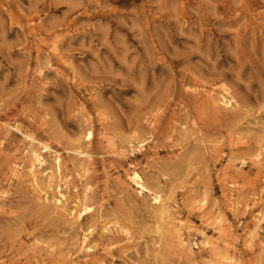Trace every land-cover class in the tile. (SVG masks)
I'll use <instances>...</instances> for the list:
<instances>
[{"label":"rangeland","instance_id":"1","mask_svg":"<svg viewBox=\"0 0 264 264\" xmlns=\"http://www.w3.org/2000/svg\"><path fill=\"white\" fill-rule=\"evenodd\" d=\"M0 264H264V0H0Z\"/></svg>","mask_w":264,"mask_h":264},{"label":"bare ground","instance_id":"2","mask_svg":"<svg viewBox=\"0 0 264 264\" xmlns=\"http://www.w3.org/2000/svg\"><path fill=\"white\" fill-rule=\"evenodd\" d=\"M220 104H222L223 107L226 108V107H229L231 105V101L226 96H221ZM88 138H89V135L87 136V139ZM44 148L48 149L47 146H44ZM30 157H31V161H30L29 166H28V171H29V174L32 176V178H34V170L36 167H39L42 165L41 164L42 160H41L39 155H35L34 153H31ZM55 164H56V171L59 172L60 162H59L58 158L55 159ZM51 176L52 175H48L46 177V179L50 180ZM128 179L136 187V189L139 190V193H141V194L142 193H150V191L144 185L142 178L138 175L137 172H135V171L131 172V174L128 176ZM59 196H60V199L55 200V204L58 206L61 205V203H62L61 199L63 198L61 194ZM152 202L156 208L160 209L161 212H164L165 203L163 202V200L161 199V197L158 194H153ZM87 210H88V207L84 206L82 211L86 212ZM80 212L81 211H79V215L77 217L81 216ZM258 222H259V220H258ZM178 242L181 246H184V241L179 239Z\"/></svg>","mask_w":264,"mask_h":264}]
</instances>
